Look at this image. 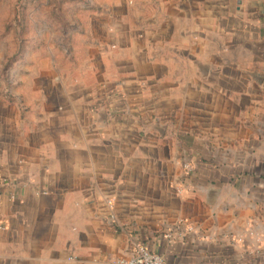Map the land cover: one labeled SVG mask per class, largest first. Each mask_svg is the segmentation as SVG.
I'll list each match as a JSON object with an SVG mask.
<instances>
[{
  "label": "crops",
  "instance_id": "crops-1",
  "mask_svg": "<svg viewBox=\"0 0 264 264\" xmlns=\"http://www.w3.org/2000/svg\"><path fill=\"white\" fill-rule=\"evenodd\" d=\"M91 3L0 78V264H264V0Z\"/></svg>",
  "mask_w": 264,
  "mask_h": 264
},
{
  "label": "rangeland",
  "instance_id": "rangeland-1",
  "mask_svg": "<svg viewBox=\"0 0 264 264\" xmlns=\"http://www.w3.org/2000/svg\"><path fill=\"white\" fill-rule=\"evenodd\" d=\"M70 4H75L79 14L93 6L91 0H0V78H4L12 59L31 56L33 50L47 47L60 35L47 26L79 24L70 11L63 10H69ZM44 12L46 15L39 16ZM57 12L59 15L53 16Z\"/></svg>",
  "mask_w": 264,
  "mask_h": 264
},
{
  "label": "built area",
  "instance_id": "built-area-1",
  "mask_svg": "<svg viewBox=\"0 0 264 264\" xmlns=\"http://www.w3.org/2000/svg\"><path fill=\"white\" fill-rule=\"evenodd\" d=\"M114 264H166L165 257L144 245H138L129 255L113 260Z\"/></svg>",
  "mask_w": 264,
  "mask_h": 264
}]
</instances>
